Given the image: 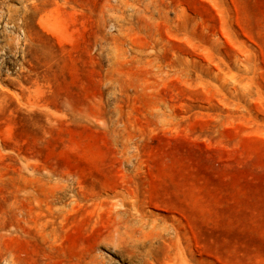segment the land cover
Segmentation results:
<instances>
[{
	"label": "rangeland",
	"instance_id": "374dc122",
	"mask_svg": "<svg viewBox=\"0 0 264 264\" xmlns=\"http://www.w3.org/2000/svg\"><path fill=\"white\" fill-rule=\"evenodd\" d=\"M0 264H264V0H0Z\"/></svg>",
	"mask_w": 264,
	"mask_h": 264
}]
</instances>
